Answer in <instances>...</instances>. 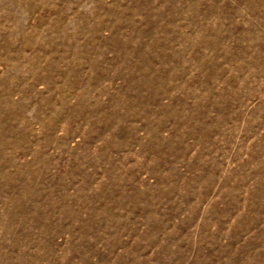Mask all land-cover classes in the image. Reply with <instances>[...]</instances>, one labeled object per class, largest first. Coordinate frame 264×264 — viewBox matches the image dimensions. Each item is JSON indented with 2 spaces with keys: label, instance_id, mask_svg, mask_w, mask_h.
Instances as JSON below:
<instances>
[{
  "label": "rangeland",
  "instance_id": "1",
  "mask_svg": "<svg viewBox=\"0 0 264 264\" xmlns=\"http://www.w3.org/2000/svg\"><path fill=\"white\" fill-rule=\"evenodd\" d=\"M0 264H264V0H0Z\"/></svg>",
  "mask_w": 264,
  "mask_h": 264
}]
</instances>
